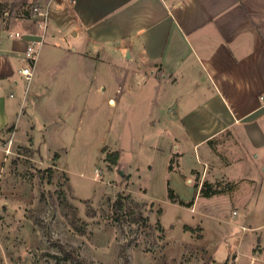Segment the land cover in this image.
<instances>
[{"label":"rangeland","instance_id":"rangeland-1","mask_svg":"<svg viewBox=\"0 0 264 264\" xmlns=\"http://www.w3.org/2000/svg\"><path fill=\"white\" fill-rule=\"evenodd\" d=\"M51 1L0 0V29L22 24L35 31L36 7L50 8L52 20L20 133L14 127L0 140L8 154L0 170V264H121L122 246L130 264H264V194L260 202L249 194L241 208L235 194L241 188L221 181L229 194L196 197V177L187 182L188 169H203L195 155L174 168L180 182L168 170L162 183L153 163L155 132L141 114L145 80L107 58L68 55L79 41L55 26L59 17L51 14L63 2ZM114 152L118 165L106 160ZM238 166L237 175L249 172L247 163ZM120 194L147 204L151 228L115 223L112 205ZM64 251L73 260H61Z\"/></svg>","mask_w":264,"mask_h":264},{"label":"crops","instance_id":"crops-1","mask_svg":"<svg viewBox=\"0 0 264 264\" xmlns=\"http://www.w3.org/2000/svg\"><path fill=\"white\" fill-rule=\"evenodd\" d=\"M61 4L51 14L59 17L55 26L79 41L68 55L107 58L132 78L145 80L141 114L155 132L153 163L162 183L174 156L175 168L180 170L195 155L203 169H188V183L192 184L193 176L199 185L226 181L239 186L241 191L235 194L241 208L249 194L261 201L264 0H74ZM38 33L39 28L27 31L22 24L11 31L0 29V140L14 127L15 136L20 133L17 123L28 93L19 71L26 62L28 44ZM6 155V147L0 144V170ZM240 162L249 166L243 176L237 175ZM174 170L169 176L180 182ZM258 170L261 177L255 173ZM199 194L197 188L196 197Z\"/></svg>","mask_w":264,"mask_h":264},{"label":"trees","instance_id":"trees-1","mask_svg":"<svg viewBox=\"0 0 264 264\" xmlns=\"http://www.w3.org/2000/svg\"><path fill=\"white\" fill-rule=\"evenodd\" d=\"M1 7L2 6L0 4V10ZM104 152L106 153V149L104 150ZM176 158L177 156H174L173 159L171 160L169 166L170 171H173L175 168V162L178 161ZM119 159H120L119 152L107 153L106 160L110 162L112 165H118ZM48 173L50 174L53 173L52 168L48 170ZM196 187L200 188V196L205 198H211L226 193V191L223 188H221L220 182L211 183L209 181H205L201 185L197 184ZM169 195L174 202H178L174 194V191L171 188H169ZM180 204L185 205L183 202H180ZM132 206L138 208V211L134 213L132 211ZM145 207H147L146 203L144 204L136 203L129 196H124L120 194L117 196L116 201L112 205L113 219L115 223H117L122 229H124V227L127 224H138L144 228H151L152 224L150 223V219L148 216L145 215V210H143V208ZM151 207L154 208V204H151ZM157 228L162 229L160 224L157 225ZM126 247L127 246L121 247V253H120V258L122 260L121 264H130V256L126 252ZM63 253L65 255L63 256V258H61V260L63 261H71V259L73 260L72 255L69 254L67 251H64ZM76 264H89V263L80 260L77 261Z\"/></svg>","mask_w":264,"mask_h":264},{"label":"built area","instance_id":"built-area-1","mask_svg":"<svg viewBox=\"0 0 264 264\" xmlns=\"http://www.w3.org/2000/svg\"><path fill=\"white\" fill-rule=\"evenodd\" d=\"M63 2H74V0H61ZM49 9L48 8H39L36 7L34 9V17L37 20V25L40 29V33L37 35H33L34 37L31 38L27 51L25 53L26 56V62L19 71L21 76L24 77L25 81L27 82V92L30 89L33 77L35 75V70L37 67V63L39 60V54H40V48L44 44V38H45V31L48 25V19H49ZM16 37L20 38L23 36V34L15 33L13 34ZM8 155V154H7Z\"/></svg>","mask_w":264,"mask_h":264},{"label":"water","instance_id":"water-1","mask_svg":"<svg viewBox=\"0 0 264 264\" xmlns=\"http://www.w3.org/2000/svg\"><path fill=\"white\" fill-rule=\"evenodd\" d=\"M120 172V174L122 175V176H124V172L121 170V171H119Z\"/></svg>","mask_w":264,"mask_h":264}]
</instances>
